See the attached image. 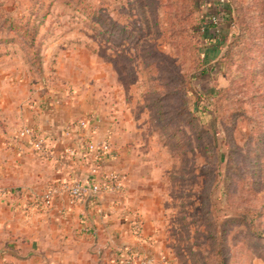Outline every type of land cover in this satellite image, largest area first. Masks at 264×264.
<instances>
[{"label":"rangeland","instance_id":"1","mask_svg":"<svg viewBox=\"0 0 264 264\" xmlns=\"http://www.w3.org/2000/svg\"><path fill=\"white\" fill-rule=\"evenodd\" d=\"M77 1L0 0V75H10L12 112H28L22 124L12 118V142L49 161L56 134L45 136L48 129L65 145L76 128L110 124L125 141L138 139L157 165L148 209L160 246L136 254L153 264H264V0L234 1L241 22L222 23L221 51L234 33L245 35L205 75L201 33L182 22L185 0H85L102 10L103 23ZM194 75L184 106L175 95ZM195 102L194 115L179 114ZM25 129L34 137L21 136Z\"/></svg>","mask_w":264,"mask_h":264},{"label":"crops","instance_id":"2","mask_svg":"<svg viewBox=\"0 0 264 264\" xmlns=\"http://www.w3.org/2000/svg\"><path fill=\"white\" fill-rule=\"evenodd\" d=\"M9 78L0 75V246L6 248L0 264H123L127 250L154 255L160 246L158 222L148 209L156 195L154 158L139 152L138 139L125 141L126 132L94 120L76 128L65 145L56 142L59 131L48 129L45 136L56 134L48 138L53 159H30L23 144L12 142V118L18 115L22 124L28 112L26 106L12 112ZM91 142L108 143L109 153L96 158L86 150ZM66 150L75 155L64 157ZM110 173L123 178V192L93 194L91 185ZM73 182L86 187L77 204L62 190ZM47 184L61 190L50 207L41 202Z\"/></svg>","mask_w":264,"mask_h":264},{"label":"trees","instance_id":"3","mask_svg":"<svg viewBox=\"0 0 264 264\" xmlns=\"http://www.w3.org/2000/svg\"><path fill=\"white\" fill-rule=\"evenodd\" d=\"M234 1L235 0H185V8L183 7V9H185V14L183 12L185 17H183L182 22H187L190 24L196 23L192 29H189L188 32H190V34H192L193 36H196V34L198 35L199 31L201 33V36L198 35V41H203V43L200 44L202 46H196V51L199 55L200 63L198 65L199 68L203 69L201 75L216 71V69H218L221 65V63L219 62V56H222L220 57L222 59L229 58L231 49L236 44V41L239 39L241 40V38L245 35V31L240 29L239 33H234L236 40H234L233 42H229L226 45L227 50L224 53L223 51H221V45L226 44L228 40V34H225V32L221 29L222 23L225 22L226 24H230L231 27L238 28V24L239 22H241L239 18L234 16ZM77 3H79L80 5L78 6H81L82 8V10L80 9V11L88 13L92 16V18L94 17L98 21V23H103L102 21L104 17L101 9L92 8L90 5H88V3L86 4L85 0H78ZM221 13H223V16L219 17L218 20H222L214 23L213 19L217 18ZM198 41L197 43H199ZM197 79L198 78L194 75L190 78L191 81L189 80L188 83L183 80V92L179 91V96L175 95V98L178 99L177 102L182 103L184 106L191 102L188 100V94H191L192 92L187 90L186 87L192 81H197ZM172 81H174V79H172ZM160 101L161 99L158 100V102ZM197 104L198 102H195L192 109L190 108V106H188V109H185V107L183 106L184 109L179 110V114L182 116L184 112L188 111L191 116L194 115ZM202 112L204 114L206 111ZM212 120H214V118H212ZM204 133L206 135H209L210 131L207 130ZM198 140H203V136L199 135ZM209 143L212 146L205 145L204 148L206 152L209 153L208 155L213 158V142ZM220 157L222 158V156ZM225 195H227V193Z\"/></svg>","mask_w":264,"mask_h":264},{"label":"built area","instance_id":"4","mask_svg":"<svg viewBox=\"0 0 264 264\" xmlns=\"http://www.w3.org/2000/svg\"><path fill=\"white\" fill-rule=\"evenodd\" d=\"M223 16V13H221L217 18L213 19L214 23H217L218 18ZM86 124L82 122L80 124L81 128L86 127ZM21 136L23 137H30L33 138L32 130L30 129H25L22 133ZM33 140V139H32ZM33 145L36 150L41 151L45 149L44 142L42 140H35L33 142ZM87 152L90 154H93L96 158H99L101 155L108 154L110 151V146L108 143H89L86 146ZM67 154L70 156L75 155V152L72 150H67ZM125 188L124 180L123 178L117 174V173H110L106 177H104V180L98 183H94L91 185V192L93 194L100 193L101 191H116V192H123ZM60 188L57 186L49 188L45 193H43L41 197V202L45 207H50L54 201V199L58 196L60 192ZM68 195L70 202L72 204H77L79 203L83 197L86 194V187L79 183V182H73V184L69 185L66 187L65 190ZM133 229L135 232L140 231V225L138 223H135L133 225ZM123 264H153V259L150 256H141L139 254H136L132 252V250H127L126 258L123 262Z\"/></svg>","mask_w":264,"mask_h":264},{"label":"water","instance_id":"5","mask_svg":"<svg viewBox=\"0 0 264 264\" xmlns=\"http://www.w3.org/2000/svg\"><path fill=\"white\" fill-rule=\"evenodd\" d=\"M90 197H91V195H90Z\"/></svg>","mask_w":264,"mask_h":264}]
</instances>
